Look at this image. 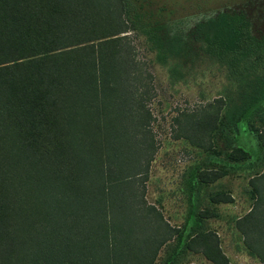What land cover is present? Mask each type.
Masks as SVG:
<instances>
[{
  "label": "trees",
  "instance_id": "trees-1",
  "mask_svg": "<svg viewBox=\"0 0 264 264\" xmlns=\"http://www.w3.org/2000/svg\"><path fill=\"white\" fill-rule=\"evenodd\" d=\"M219 19L208 48L222 60L245 52L243 16ZM137 28L153 32L131 0H0V264H152L173 234L142 199L155 147L151 73L128 33ZM260 110L264 93L227 122L235 160L259 158L249 116ZM189 117L194 137L185 136L199 143L201 121ZM212 170L202 179L220 174ZM249 181L253 203L236 227L264 263V169ZM177 239L165 264L191 242L214 264H231L198 214Z\"/></svg>",
  "mask_w": 264,
  "mask_h": 264
},
{
  "label": "rangeland",
  "instance_id": "rangeland-1",
  "mask_svg": "<svg viewBox=\"0 0 264 264\" xmlns=\"http://www.w3.org/2000/svg\"><path fill=\"white\" fill-rule=\"evenodd\" d=\"M131 2L153 31L151 35L142 28L128 31L136 57L151 73L145 100L155 148L142 199L154 205L174 231L152 264H165L192 212L198 214L204 230L215 231L231 264H264L247 248L236 227V219L253 203L250 177L264 169V110L249 116L260 135L255 162L235 160L233 142L224 136L231 133L227 122L264 93V0ZM225 13L243 16L251 42L243 53L224 52L227 60H222L207 42L218 31L220 15ZM190 114L201 121L195 133L199 143L185 136L194 137L188 124ZM212 169L220 174L203 180L201 175L211 176ZM196 177L199 184L191 189V178ZM198 246L189 243L173 264H214L195 250Z\"/></svg>",
  "mask_w": 264,
  "mask_h": 264
}]
</instances>
